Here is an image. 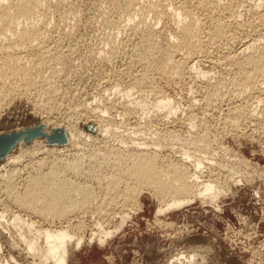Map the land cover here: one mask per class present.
Wrapping results in <instances>:
<instances>
[{
  "label": "rangeland",
  "instance_id": "obj_1",
  "mask_svg": "<svg viewBox=\"0 0 264 264\" xmlns=\"http://www.w3.org/2000/svg\"><path fill=\"white\" fill-rule=\"evenodd\" d=\"M62 1L54 2L48 9L50 11L47 10L48 17L50 15L52 16L49 17L51 21H49L48 18L49 24L51 22L52 25L50 24L48 26L49 29L47 28L45 32L46 38L42 46L33 44L30 48L26 46L23 50L24 53L19 62V69L23 73V76L20 79L9 76H4L2 79L0 78V99L2 98L0 105V136L8 134L18 135V138L11 147L0 155V164L8 155V157H11V155L13 156L12 152L14 149L20 148V156L18 155L19 166H15V164L12 165L10 161L8 164L2 163L3 165H0V176L6 170H9L11 166L12 168H19L20 172H16L14 184L17 185L16 188L21 191L24 183H26L24 182L27 180L26 178L35 174L36 160L34 159L36 158L37 160L43 158L46 162H51L54 158L59 159L60 157L69 161H75L81 158V163L85 165L88 160L87 157H89L88 155L90 154H102L104 152L108 153V151L109 153L112 151L115 152L121 149V144L119 142L125 138L130 137L128 139L132 138L136 140L137 135L140 136V134H144L146 131L150 132V136L154 133L161 134L164 133V128H168V130L173 132L175 131V133L177 132L176 134H179L178 136H180L181 141L184 143L179 142V144L186 145V149L190 148L188 150L193 151V143L197 145V142H194L196 141L195 135L201 132L200 134L204 133L206 138H208V140H205L207 144L220 146V148L216 150L217 154L215 157L225 166H229L226 168V171L212 169L209 172V175L213 176L212 179L218 178L220 182H227L226 185H228L233 177H237L240 181L239 184H241L232 187L234 181L230 182L229 191H225V194L220 198L219 211L208 204L205 205L200 203L199 200H195L193 203L181 208L172 209L169 212L166 211L155 215L157 208L162 205L160 203L161 200L154 196L155 194H153V191L142 188L137 197H135V200L132 199V202L129 201L123 205V207H125L124 209L123 207L121 208L122 200L120 197L116 198L114 204L110 206L111 209L109 208L110 211H108V214L110 215L109 217L113 219L110 218L109 222L107 221L109 227L119 223V213L129 215V219L124 223L122 228L115 232L113 237L111 236L108 238L103 245H98L93 242L91 244L82 243L78 249L70 248L68 264H166L170 257L177 252L199 250L200 247L202 250L200 249L201 253L198 254L200 259L196 261L197 264H201L202 262H204V264H264V102L260 104V111H258L257 118L248 116L249 112L241 119L237 132L236 130L231 131L232 127L230 128L229 123L224 121V119H228L226 117L232 116L233 113H229L234 111L235 108L237 109L239 105L241 106L247 102L254 107L256 97L262 98L261 100L264 101V85L262 86L263 90H261V93L256 92L255 94H251L250 96L252 97L249 98L247 93H243V96L240 95L238 84H236L240 83V76L238 75L240 74V70L238 69L240 66L238 65H241L239 60L242 58L238 56L240 48H242L245 42L252 41L253 39H258L261 43H264V17L261 18L260 14L262 13V15H264V0H246V5L242 4L243 7L239 5V7H237L239 10H237V12L240 18L228 28L229 34L227 39L225 38V42L223 40L220 43L212 45L207 42L208 39L205 35L207 32L206 27L216 18L223 21L228 20L226 12L224 11L228 0H217V3L216 0H214L211 5L213 8L208 12L207 9H201L200 7L196 8L197 6L192 8V11L194 9L192 17L189 19L186 18V21H183V26L188 27L189 25L188 28L190 30L192 29L191 31L194 32V35L197 27L198 35H195L196 39L198 38L201 43H203V41L205 42L203 44L206 49L202 44L203 52L199 53V55L195 54L192 56L193 60L197 59L194 61H196L199 69L206 72L205 77L199 78L194 73L190 75L186 68L183 67V64L181 65L182 67H178V64L174 62L168 67L167 74L164 75L153 70V68L155 70L156 68L154 65L155 62L152 60V63L151 61L150 63L147 61V65L145 64V60L142 62L138 60L137 62L139 63H137L135 61L137 58L133 53L135 50L134 46L136 48L142 44V38L148 35L151 27L154 28L155 26V32L153 31L152 33L153 36H150L154 37L155 34H157L154 38L151 37L152 44L154 43L153 45H155V48L157 49L159 46L157 51L159 50V52L161 51L163 53L164 49L167 50V48L178 44L180 30H176V27L180 29V26L170 15V5L179 6L188 4L191 6V0H157V2H155L156 0ZM122 2H125L124 7ZM168 3L171 4L169 5ZM258 5L259 7H256ZM153 6L157 7L159 11L166 13H163L164 17L159 21L160 23L155 20L152 11ZM200 11H202L203 14L205 13V15H202ZM197 12L201 14H198V17L196 14ZM219 12L222 14H219ZM131 14L134 15V21L132 20L133 15ZM194 16L198 18V20L196 19L197 21L194 19ZM126 22H128V24ZM133 22L135 24H132ZM157 23H159V25H157ZM129 24H132V26L130 27ZM202 24H206V26ZM201 27H203V31ZM142 28H145V30ZM204 30H206V32H204ZM140 33L143 37L140 36ZM47 35L50 36V38ZM57 36L59 37L58 39ZM174 41L175 43H173ZM208 44L210 46H208ZM37 46H39V49H37ZM221 46L223 47L221 48ZM41 48L44 49L42 50ZM205 50L208 52L206 53ZM256 50L258 49L256 48L255 51ZM227 53L232 57L230 58ZM38 54L43 58L44 62L40 63L34 61ZM225 54L227 55L226 57L224 56ZM183 55H186L185 50L179 52L180 59L184 57ZM133 56L135 58H133ZM28 57H30V59H28ZM227 57L229 60L226 59ZM159 58L162 59V57L157 56L155 60L160 61L161 59ZM46 64L47 66H44ZM150 65H152L153 68ZM146 66H150L153 71L151 70L150 73L149 67L147 68ZM145 68L149 70L146 71L144 70ZM58 69H60V71H58ZM184 70H186V73ZM147 72H149L150 75ZM174 72H177L175 76H173ZM56 73L58 75H56ZM140 73H147L148 78L150 77L148 81L151 82L147 81L148 83L146 82L139 86L136 85L138 78L143 75ZM177 76L178 78H176ZM49 80L53 82L51 83ZM16 81L17 86L15 85ZM12 83L15 87L12 86ZM39 83L41 84L40 86ZM25 84H29V86L27 85L30 89L28 90L29 92L25 89ZM216 84L222 85L219 86L220 89L222 88V92L220 91L221 94L219 99L210 107L204 102L207 97L206 92L217 86ZM34 85L37 86L35 87ZM143 85L145 87H143ZM46 88L49 90H46ZM131 88L133 89L131 92V101L134 98L133 101L141 99L151 102L155 99L156 95L158 96L161 94V96H168L171 99H176L175 101L180 107L179 112H177L175 116H172V118H169V123H167L168 121L161 118L163 117L161 114L153 112L151 114L144 113L143 115L140 107H135L136 109H133L134 106H131L132 108L130 109V105L126 104L127 100H124V98L122 99V94L116 95L113 93H115L114 89H119L123 92ZM51 92H55L54 94L56 95L54 96ZM44 93H46V95ZM257 93H259V96ZM244 95H247V97ZM34 97L36 99H34ZM37 97L41 100L39 101ZM38 103L41 105H38ZM101 106L103 108L107 107V115H102L100 112L102 109ZM146 116L149 118H146ZM97 119L102 120L99 121ZM99 122L104 124H101L103 128L106 124H110L108 128H111L108 130L107 134L105 132H100L101 127L99 124L97 125ZM192 125L196 128L191 129L190 126ZM80 126L85 129L83 130V134L81 133L82 129ZM140 128L144 129V131ZM133 130L135 131L132 132ZM110 131L112 134H110ZM159 131H161V133ZM31 132L34 134L27 137L28 133ZM88 135L90 136L89 139L87 138ZM145 135L148 136L149 133ZM150 136H148V138ZM188 136H190L191 140H188ZM186 137H188L187 142L192 141L193 143L189 142V145L185 144ZM191 146L193 148H191ZM83 155L86 156L84 157ZM160 155H168V157L164 156L165 158H162L166 160L165 162H168L167 159L169 161L172 159L170 157L171 154L167 151L162 152ZM173 160L174 159H172V161ZM15 162H17V160ZM31 168L33 169L31 170ZM4 169L5 171H3ZM90 172L91 171L87 173L91 176L86 174L88 177H85L88 179L84 177L80 179V182L82 184L85 182L84 184L95 187L94 176H92L93 174ZM83 180L85 181L83 182ZM130 185H132V183ZM231 189L233 191H231ZM96 193L99 194V191L97 190ZM162 203H164V201H162ZM95 207L96 206H94V209ZM94 209L93 206H91L84 213H78L72 216L73 219L75 218L74 220L84 222L86 236L87 231L92 228V220L97 219L96 216L100 217L97 214L98 212L93 211ZM1 212H4L7 217L8 215L11 217L9 213L12 215H20L23 219L31 220L36 226L42 229H55L67 225L64 219L52 220L50 218L39 217V215L31 214L19 208L11 199L9 201V197L4 192L3 182L0 180V213ZM50 223L51 226H49ZM75 224L76 223H73V225ZM23 250L24 248L22 246L15 251L11 248L9 249L7 244H3L4 256L14 255L23 261L26 260L31 262L32 260L25 256Z\"/></svg>",
  "mask_w": 264,
  "mask_h": 264
},
{
  "label": "bare ground",
  "instance_id": "obj_2",
  "mask_svg": "<svg viewBox=\"0 0 264 264\" xmlns=\"http://www.w3.org/2000/svg\"><path fill=\"white\" fill-rule=\"evenodd\" d=\"M60 1H62V0H0V78L1 79H2V77L4 78V76H9L12 78H19V79L23 76V73L19 69V62L21 61V56L24 53L23 50L25 49L26 46L30 48V46H32L33 44L42 46V43L44 42V40L46 38L45 32L47 31L48 26L50 24L52 25L51 22L49 24V21H51V19L49 17L51 15L49 14L50 16L48 17L47 10L53 5L54 2H60ZM191 1H192V2H190L191 6H189L188 4H187L188 6L184 5V4L179 5V6H176V5L173 6V5H170L171 3H168L170 5V8H171L170 9L171 10L170 15L173 17V19H175L174 21L180 26V29H178L176 27V30H180V34L178 36V38H179L178 44H175V45L171 46L170 48H167V46H166L167 50L164 49L163 53L161 51L159 52V50L157 51L159 46L157 45L158 48L156 49L155 45H153L154 43L152 44V38H154L157 35V34H155V36L152 37L153 36L152 33H153L154 28L156 26L154 28L151 27L149 32H148V35L146 34L147 36L143 37L142 36L143 33L142 32H141L142 34L140 33L141 34L140 36L143 37L142 38V41H143L142 44H140L136 48L134 46L135 50L133 53L135 54V56L137 58L135 60L136 62L138 60L141 62L145 60L146 61L145 64L147 65V61L150 63V61L152 60L155 62L154 65L156 68V70H155L152 66L153 64L150 65L153 68V70L160 72L164 75L167 74V69H169L168 67L170 65H172L174 62V63L178 64V67L183 64V67L186 68L187 72L190 75H191V73H194V74H196V76H198V78L206 76V72L205 71L203 72V70L199 69L196 61H194L197 59H194V60L192 59V56H194L195 54L199 55V53L203 52L202 44L205 42L203 41V43H201L198 40V38L196 39L195 35L197 34V27H196V32L194 35L193 34L194 32L191 31L192 29L190 30L188 28L189 25H188V27L183 26V24H184L183 21L184 20L186 21V18L189 19L190 17H192V14L194 12V9L192 11V8L194 6H197L196 8L200 7L201 9H207V12L210 11L213 8L211 5L213 4L214 0H191ZM155 2H157V0ZM167 2H169V1H167ZM186 3H187V1H186ZM188 3H189V1H188ZM216 3H217V0H216ZM218 3H220V2H218ZM245 3H247L246 0H228V3L225 6V10H224L226 12V17L228 18V20L223 21V20H220L219 18L218 19L216 18L209 24L208 27H206L207 32H206V30H204V32H206V34H205L206 38L208 39V41L207 40L206 41L210 45L220 43L223 40L225 42V38L227 39V36L229 34L228 28L230 27V25H232V23L236 22V20L238 18H240L238 15V12H237V10H239V9L237 7H239V5H240V7H243L242 4H245ZM124 4H125V2L123 3V7H124ZM136 4H137V2H136ZM161 5H162V2H161ZM54 7H55V5H54ZM130 7H131V5H130ZM256 7H259V5ZM67 8H68V6H67ZM142 9H144V8H142ZM253 9H254V5H253ZM257 9H259V8H257ZM165 10H167V9H165ZM48 11H50V10H48ZM152 11H153V15L155 17L156 22H159L161 19H163L164 14H166L164 12L159 11L157 9V7H155V6L152 7ZM124 12H125V9H124ZM200 12L202 13V11H200ZM205 12H206V10H205ZM143 13H145V12H143ZM220 13L221 12H219V14ZM196 14L198 17V14H200V13L197 12ZM214 14H215V12H214ZM258 14H259V12H258ZM260 14H261V18H263L264 15H262V13H260ZM74 15H72V16H74ZM131 15H133V14H131ZM202 15H205V13L204 14L202 13ZM211 15H212V13H211ZM133 17H134V15L132 16V20H133ZM172 17H170V18H172ZM48 18H49V21H48ZM139 18H141V17H139ZM209 18H210V16H209ZM194 19L198 20V18H196V17ZM128 22H131V21H128ZM128 22H126V23L128 24ZM159 23H157V25H159ZM208 23H207V25H208ZM132 24H135V23L133 22ZM132 24L131 25L129 24L130 27L132 26ZM147 24H149V23H147ZM204 25L206 26V24H204ZM175 26H173V27H175ZM52 28H54V27H52ZM124 28H126V27H124ZM138 28H139V26H138ZM201 28L203 31V27H201ZM142 29L145 30V28H142ZM198 33H199V31H198ZM150 35H152V36H150ZM48 37L50 38V36H48ZM58 38L59 37L57 36V39ZM140 38H138V39H140ZM199 38H201V37H199ZM162 39H163V37H162ZM200 40H202V39H200ZM244 40H246V39H244ZM46 43H47V40H46ZM59 43H60V41H59ZM139 43H141V42H139ZM173 43H175V41ZM209 44H208V46H210ZM168 45H169V43H168ZM38 47L39 46H37V49H39ZM222 47L223 46H221V48ZM204 48H205V45H204ZM225 48H226V46H225ZM256 48L258 50L255 51ZM181 50H185V53H186L185 56L186 57L183 55L185 58L182 57L180 59L179 52ZM211 50H213V49H211ZM35 51H36V48H35ZM39 52H41V51H39ZM207 52L208 51H206V53ZM230 52H232V51H230ZM161 54H162V56H161ZM231 55H233V54H231ZM157 56L162 57V59L159 58V59H161L160 61L155 60L157 58ZM224 56L226 57L227 55L225 54ZM228 56H229V54H228ZM235 56H236V54H235ZM238 56H240L242 58H241V60H239L241 62V65H238V66H240V68L237 67L240 70L239 71L240 74H238L240 76L239 77L240 83H236V84H238L237 86L239 88L240 95L243 96V93L244 94L247 93V95H249V98H250V97H252V96H250L251 94H255L256 92L261 93V90H263L262 86L264 85V43H261L258 39L257 40L253 39L252 41H247L243 44L242 48H240ZM178 57H179V59H178ZM60 58H62V57H60ZM133 58H135V57L133 56ZM28 59H30V57H28ZM130 59H131V57H130ZM226 59L229 60L228 57ZM232 59H230V60H232ZM25 60H27V59H25ZM34 61H38L40 63L44 62L43 58L39 54L35 57ZM152 61H151V63H152ZM137 63H139V62H137ZM11 64H14V65H11ZM50 65H48V66H50ZM44 66H47V64ZM150 66H148V67L150 69L149 72L151 73L152 69L150 68ZM45 69H46V67H45ZM52 69H50V70H52ZM144 70H146V68ZM148 70H146V71H148ZM186 70H184V72ZM58 71H60V69H58ZM146 71H144V72H146ZM170 71H171V69H170ZM149 72H147V73L149 74ZM177 72H178V70H177ZM177 72H174L173 76H175V73H177ZM57 73H56V75H58ZM147 73H145V74L140 73L141 75L142 74L143 75L140 76V78L137 77L138 80H137V83L135 82L136 85L139 86V85H142L148 81V79L150 77L148 78ZM185 73H183V74H185ZM237 73H236V75H237ZM207 75H208V72H207ZM40 76H42V75H40ZM27 78H29V77H27ZM176 78H178V76ZM32 79H34V78H32ZM47 79H46V81H47ZM235 79H237V78H235ZM34 80H36V79H34ZM51 80H52V78H51ZM133 80H134V78H133ZM171 80H173V79H171ZM148 82H151V81H148ZM28 83H29V81H28ZM36 84H37V82H36ZM15 85L17 86V81H16ZM18 85H19V83H18ZM27 85L29 86V84H27ZM27 85L25 84L24 86L26 87L25 89L28 91L30 89ZM40 85L41 84L39 83V86ZM220 85L221 84H218L217 86L214 85L215 87L211 86L213 88L210 89V91L206 92L208 95L206 94L207 97H206V100H204V102L206 103L207 106L212 107L211 105L217 99H219V96L221 94L220 91L222 89V88L220 89V87H219ZM12 86H13V83H12ZM231 86H233V85H231ZM13 87H15V86H13ZM143 87H145V86L143 85ZM32 88H33V85H32ZM48 88H46V90H49ZM35 89H37V88H35ZM119 89H114L115 93H113V94H116V95L122 94V99L124 98V100H127V102L126 101L125 102H126V104L130 105L129 106L130 109L132 108L131 106H134L133 109L135 107H140V110L142 111L141 113H143V115H144V113L151 114L154 112V113L161 114V116H163V117H161V116H159V117H161L163 120L168 121L169 118H172V116H175L177 114V112H179L180 107L176 103V101H175L176 99L174 100L168 96H161V94H160L158 96L156 95L157 98L155 96V99H153V101H151V102H148L146 100H141V99L140 100L136 99V101H133L134 98L131 101L130 100L132 98L131 92L133 91V89L132 88L128 89V90L125 89L126 91H123V92H121ZM55 92H51V93L54 94ZM151 92H152V90H151ZM46 93H44V94L46 95ZM259 93H257V95ZM156 94H158V93H156ZM33 95H34V93H33ZM55 95L56 94H54V96ZM247 95H244V96L247 97ZM3 96H4V94H3ZM28 96L31 97L30 95H28ZM8 98H9V96H8ZM241 98H243V97H241ZM1 99H0V105H1ZM34 99H36V98L34 97ZM261 99L256 97L254 107H252V104H248L246 102L241 106L239 105V107L237 109L235 108L234 111L229 113V114L233 113L232 116L226 117L228 119H224V121L229 123L230 128L232 127L231 131H235V130H236V132L238 131L237 128H239V124H240L241 119H243V117L246 116L249 112L250 113L248 116H250L252 118H257L258 111H260L259 110L260 104L262 102H264ZM40 100L41 99H39V101ZM125 102H124V104H125ZM251 103H252V101H251ZM38 105H41V104L38 103ZM128 105H126V106H128ZM203 106H204V104H203ZM3 107H5V106H3ZM123 107H125V106H123ZM106 108L102 107V109L100 110L102 115L108 114V110ZM205 108H206V106H205ZM126 111H127V109H126ZM133 112H134V110H133ZM201 114H203V113H201ZM148 116H146V118ZM97 120H99V119H97ZM101 120L102 119H100L99 121H101ZM254 121H255V119H254ZM163 123H164V121H163ZM167 123H169V121ZM98 124L101 127V128L99 127L100 132H103V133L105 132L106 134H107L108 130L111 128V127L108 128L110 124L109 125L106 124V126H104V128L101 126V124H103V123L99 122V123H97V125ZM81 126H80V128H81ZM203 126H204V124H203ZM83 128H81L82 134H83V130H85ZM190 128L195 129L196 127L194 125H192V126H190ZM140 129H142V128H140ZM165 129L166 128L163 129L164 133H161V131H163V130L159 131L161 134H159V133L153 134L152 133L153 134V135H151L152 137L150 136V132L146 131L147 133H149V135H148V136H150L149 138L147 135H145V134H147L146 132L144 134L143 133L140 134V136L137 135L136 140H134L132 138H131L132 140L128 139L130 137L125 138L127 140L123 139L124 141L121 140L119 142L121 144V149L118 148L119 150H117L115 152L112 151L111 153H109V151H108V153L104 152L105 154L104 153L100 154L98 152H97L98 154L92 153L93 155H91V154L88 155L89 156V157H87L88 160L86 159L87 162L86 163L84 162L85 165H83V163H81L82 162L81 158L80 159L78 158L79 160L69 161L65 158L62 159L60 157L59 159L54 158V160L51 162H46V161H44L43 158L38 159V160L36 158V159H34V160H36V162H35L36 168L34 170L35 174H33V176L29 175L30 177L26 178L27 180L24 181L26 183H24L23 189L21 191H19L16 188L17 185L14 184V179L16 178L15 177L16 172L17 171L20 172V169L17 167L12 168V166L9 170L5 171V169H4L3 171H5V172L0 176V180H1V182H3L4 192L9 197V201L11 199V201L15 205H17L19 208H21L27 212H30L31 214L39 215V217L41 216L44 218H50L52 220H54V219L63 220L64 219L65 222L67 223V225L60 227V228H55V229L54 228L42 229V228L36 226V224L34 222H32L31 220L23 219L22 217H20V215H15V214L12 215L11 213H9L11 217H9V215L7 217V215H5L4 212L3 213L1 212L0 213V264H68V256H69L70 248L78 249L82 245V243L91 244L94 242L98 245H103L107 241L108 238H110L111 236L113 237V234L122 228L124 223L129 219V215L119 213L120 215L118 216L116 214L120 220L119 223L114 224V225L112 224L113 226L109 227L107 225L109 222V219L110 218L113 219L112 217H109L110 216L108 214V211H110L109 208L112 204H114V200L116 198H119V197L122 200L121 208L127 202H129V201L132 202V199L135 200V197H137V195L139 194V191L142 188L153 191L154 192L153 194H155L154 196H156L158 199L161 200L160 203L162 205L159 206V208H157L155 215L164 213L166 211L169 212L172 209L181 208L183 206H186L188 204L193 203L195 200H199L200 203L205 204V205L208 204L209 206H211L214 209H216L217 211H219L220 210V205H219L220 198L225 194L224 193L225 191H229L230 182L234 181L232 187H236L237 185H241V184H239L240 181L237 177H233L230 180L229 184L226 185L227 182L226 183L220 182L218 178L212 179L213 176L209 175V172L212 169H217L219 171H226V168L229 167V166H225L221 161H219L218 158L215 157L217 154L216 150H218L220 148V146H213L211 144H207L205 140L206 139L208 140V138H206L205 134L203 133L204 132V130H203V132H202L203 134H200L201 132L199 134H197L198 133L197 132L196 133L197 135H195L196 141H194V142H197V145H195V143H193L191 141L194 145V150L191 151V150H188L190 148L186 149V147H187L186 145L184 146L181 143H180L181 145L179 144V142H182V141H181L180 136H178L179 134H176L177 132L175 133V131L174 132L170 131V130H168V128L165 131ZM64 130H65V127H64ZM142 130L144 131V129H142ZM151 130H153V129H151ZM134 131L135 130H133L132 132H134ZM154 131H157V130H154ZM66 133H68V132H66ZM110 134H112L111 131H110ZM137 134H139V133H137ZM191 134H192V132H191ZM69 136H70V133H69ZM114 136H115V134H114ZM145 136H147V137H145ZM190 136H188L189 139H188V137H186L185 144H188L190 142V141L187 142V139L191 140ZM212 136H214V135H212ZM89 137L90 136L88 135L87 138L89 139ZM126 137H127V135H126ZM138 137H141V138H138ZM120 139H122V138H120ZM191 148H193V147L191 146ZM80 149H82V148H80ZM164 151L169 152L172 155V156L170 155V157L174 160L172 161V159L170 158L171 161H169L167 159L168 155H164V156H167L166 159L168 161V162H165L166 160L162 159L165 157L160 155ZM12 154H13V156L11 155V157H8L9 156L8 155L5 160H2V163L8 164L10 161V162H12L11 163L12 165L15 164V166L16 165L19 166L18 159L20 156L19 155L20 154V148L18 147L16 149H14ZM173 155H177V156H173ZM175 158H176V160H175ZM16 160H17V162H15ZM32 167H33V165H32ZM32 169L33 168H31V170ZM89 171H91L93 174L92 176H94L95 181L94 180H92V181H94L95 187H93L92 185L84 184L85 183L84 181L86 179H88V178H86V177H88V176H86V174H89V173H87ZM204 174H206V175H204ZM84 177L86 179L83 180L84 183L82 184L80 182V179H82ZM131 183L133 186L130 185ZM242 184H244V183H242ZM97 190L99 191L100 195L98 193H96ZM231 191H233V190L231 189ZM162 201H164V203H162ZM91 206H93V209H94V206H96L95 207L96 210L94 209L93 211L98 212L97 214L100 217L96 216L97 219L92 220V226H91L92 228L87 231V236H86L85 235L86 228L84 227V222L80 221L78 219H77L78 221H76V220H74L75 218L74 219L72 218V216L76 215L78 213H81V214L84 213ZM124 208L125 207H123V209ZM6 214H7V212H6ZM79 218H81V217H79ZM73 223H76V224L73 225ZM49 226H51V223ZM3 244H7V246H9V249L11 248L12 250H15V251L18 250L22 246L24 248L23 251L25 252V256L27 258H30L32 261L31 262H28L26 260L23 261L14 255L4 256L3 255ZM194 249H196V248H194ZM200 249H201V247H200ZM200 249L187 251V252H177L175 255L170 257V259L166 262V264H197L196 261L198 259H200L199 258L200 256L198 254H200L201 250H202V249L201 250ZM201 264H204V262H202Z\"/></svg>",
  "mask_w": 264,
  "mask_h": 264
},
{
  "label": "water",
  "instance_id": "obj_3",
  "mask_svg": "<svg viewBox=\"0 0 264 264\" xmlns=\"http://www.w3.org/2000/svg\"><path fill=\"white\" fill-rule=\"evenodd\" d=\"M34 133H28L27 137L32 136ZM18 138L17 134L0 136V155H2Z\"/></svg>",
  "mask_w": 264,
  "mask_h": 264
}]
</instances>
